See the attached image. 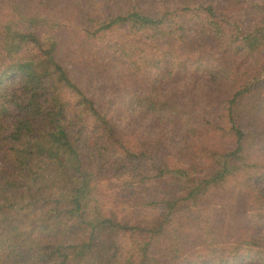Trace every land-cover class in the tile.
<instances>
[{
    "label": "trees",
    "instance_id": "trees-1",
    "mask_svg": "<svg viewBox=\"0 0 264 264\" xmlns=\"http://www.w3.org/2000/svg\"><path fill=\"white\" fill-rule=\"evenodd\" d=\"M59 1L78 32L92 38L94 52L105 40L100 49L109 55L98 61L64 51L54 15L36 12L31 0L0 3V264H242L239 250L256 246L252 236L214 248L215 226L204 228L199 246L207 248L196 258L182 243L186 218L216 222L203 213L206 200L231 206L264 198V20L238 39L237 50L255 58V70L223 107L194 113L204 94L198 77L197 87L188 79L198 70L176 61L200 64L204 41L223 39L218 0H170L164 11L155 0ZM184 13L186 31L174 29L172 19ZM171 84L181 86L177 93ZM139 88L159 96L156 104L150 98L155 115L142 123L147 117H136L133 107L125 128L136 134L145 126L147 143L121 134L116 122L125 111L116 100H136ZM182 88L189 89L184 96ZM172 118L173 128L159 125ZM220 121L226 125L218 129ZM128 172L122 184L135 197L131 212L116 200L117 186L110 194L99 184ZM146 178L165 191L139 197L135 185Z\"/></svg>",
    "mask_w": 264,
    "mask_h": 264
},
{
    "label": "rangeland",
    "instance_id": "rangeland-1",
    "mask_svg": "<svg viewBox=\"0 0 264 264\" xmlns=\"http://www.w3.org/2000/svg\"><path fill=\"white\" fill-rule=\"evenodd\" d=\"M3 1L5 0H0V3ZM155 1L158 3V6H156L157 9H163L164 11L166 3H168L167 7L170 6V0ZM31 2L33 4H30V6H32L34 8L33 10H35L36 12H38V10L40 9L43 10V12L46 14H51L52 17L54 15V20H56L58 28L55 29L54 24H52V26L55 31L59 32V40L60 43L62 42V47L64 51L72 52L74 50H79L78 54L80 57L95 55L98 61H103L108 57L109 54L104 53V51L107 49L103 48V51H101L100 49L102 48L101 46H103L102 42H104L105 40L97 41L100 42L98 44L99 48H96L94 52V48L92 47V38H87L84 33L78 32L79 27H76L77 21L69 17L70 12L63 13V11H60L61 5L59 0H40L39 2L38 0H31ZM218 3L220 4L218 5ZM213 4L215 6L214 10L218 13L219 18L222 20V30L225 32V34L222 35L223 39H220V42H215L213 45H211V42L208 40L204 41V53L202 55L203 60L200 64L193 65L192 62L186 63V60L182 59L176 61L180 64L181 61H183L180 66L184 67L183 69L185 70H189V72H192L193 74L196 73V71L198 70V73L196 74L195 78L189 77L188 79V83H190V88L197 87V83L199 82L200 94H204V98L200 97V104L203 107H200V109L195 110L194 113H200L203 112V110H215L218 107H223V100L228 97L230 98L232 94L239 89V82L247 78V76H249L251 72L254 71L256 68L254 60L255 58L246 59L247 56L244 55L245 52L238 51L237 45L239 43L238 39L241 37V32L243 30H248L249 28L251 30L255 28L259 22L264 20V13H261V6L264 7V0H218L217 3ZM219 6H221L222 8H216ZM250 7L255 8V10H250V15L247 16L246 12L249 10ZM52 8L55 9L50 12L49 10H51ZM256 11L258 12V15L255 16L254 14ZM161 13L163 14L162 11ZM185 14L186 13H184L183 16ZM172 20L175 22L173 23L174 29H178V26L181 24L182 26H184L186 31V16H184L180 21H178V19ZM188 26H191V24H189ZM47 30L48 32H52L50 28H47ZM115 38L117 37H109V39ZM222 50H226L227 54L221 53ZM236 50L239 52V54H233V52ZM109 51L110 50H108V52ZM169 64L172 65L171 62L168 63V65ZM75 73L77 74L76 70ZM73 77L75 78L74 75ZM175 77L176 76L174 74L173 78ZM197 77L198 82L196 80ZM76 80H79L83 88L90 90V87H87V85H85L84 80L82 79V75L79 77V79ZM177 82L181 83V80H178ZM171 86L174 87L173 91H175V93H177V89H175L176 86L181 88L179 84H171ZM161 91L163 94L168 93V87H162ZM186 91H189V89L187 88ZM186 91H184L183 88L180 89V95L184 96L185 93H187ZM149 94L150 93L148 91H144L139 88V97L136 100H133L131 96L116 100V106H120L122 101L124 102V105L123 107H121V109L125 111L123 114L119 115L123 117H121L120 119L116 117V122L122 125V128H124L123 131L121 130V134L127 135L129 134L128 132H131V129L125 128V123L130 121V119L127 117V113L125 114V112L127 111L129 115L132 112L131 108H137L134 111L136 117H147V114L155 115V112H153L150 108V98L152 97L154 104H156V101H158L159 96L155 93H152L151 96H149ZM196 95L198 94L196 93ZM207 95L209 96V98L206 97ZM167 99L168 98H166V100ZM262 112H264V109H262ZM176 113H179L178 110L176 111ZM212 116L213 118L217 117V115ZM201 118H203V116H201ZM140 121H143L142 123H146L150 121V117H147V120L141 118ZM186 121H188L187 118ZM250 123L251 122L248 123L249 126ZM162 124L168 129L173 128V118L169 121L165 120L159 125ZM225 125L226 124L224 122L221 123V121L216 123L218 129H221L222 126ZM137 130L138 131L136 134L131 133L129 135L135 136L137 140H140V142L142 143H147L143 141L144 139H146L144 137L149 136L146 131V127L141 126L138 127ZM158 131L159 130L157 129L156 134L158 133ZM221 136V133L218 134V137ZM189 148L191 147L189 146ZM203 162L206 164L207 168L208 163L211 164V161H208L207 159H204ZM128 176H130L129 172L123 174L122 176H119V179L118 177H109L107 175L100 179L99 184L103 190L109 192L110 194L113 193L114 187L117 186L116 191L118 193L116 195V200L120 203V207H122L121 209L131 212L132 205L135 202V197H129L127 190L123 188L122 184V180H124V178H127ZM125 185L128 186L129 181H125ZM135 187H138L139 197H141L143 193L148 195L150 192L157 193L156 190L165 191L164 185H162L158 180L154 178H146L141 185H135ZM257 197H259V200H253V203H249V199L241 205H239L240 201H234V204H236L237 206L233 205V203L230 206L225 203L219 202V199L214 197L211 198V200H206L201 207L204 210L203 213L205 214L206 218L207 216H209L211 219H213V221L216 222L212 224V227L208 226L205 223L200 226L197 224L198 222L191 220L190 217L186 218L188 223L186 225V230L183 232L185 242L182 243L183 250L186 252V255L194 254V258H196L200 254H203L207 246H199V244H201V240H199V237L201 235L208 234L204 233V228H206V230H208L209 228V230H211L212 232V228L215 226L213 235L216 236V238L219 237L220 240H218L219 246H213L214 248H227L229 247V245L227 244H240L242 242V239L252 236V238H254L256 242L254 243V245L256 246L253 248L249 246H243L239 250L241 255L238 260L242 264H252V261L259 257L261 264H264V256H262L261 254L258 255L257 251L258 249L264 250V198H262L260 194H257ZM222 217L225 218L223 219ZM224 236L226 240V246H221V242ZM260 243H262L263 246L260 245ZM246 245H253L252 240L250 242H247Z\"/></svg>",
    "mask_w": 264,
    "mask_h": 264
}]
</instances>
